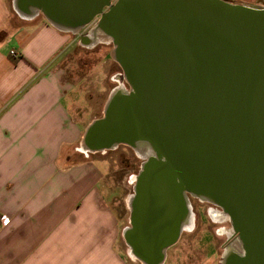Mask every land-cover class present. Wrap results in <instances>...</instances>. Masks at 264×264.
Listing matches in <instances>:
<instances>
[{
	"label": "water",
	"instance_id": "1",
	"mask_svg": "<svg viewBox=\"0 0 264 264\" xmlns=\"http://www.w3.org/2000/svg\"><path fill=\"white\" fill-rule=\"evenodd\" d=\"M81 5L86 31L69 33L111 44L124 84L80 149L141 158L128 256L163 262L191 217L189 194L230 225L218 264H264V2L80 0L75 13Z\"/></svg>",
	"mask_w": 264,
	"mask_h": 264
},
{
	"label": "crops",
	"instance_id": "2",
	"mask_svg": "<svg viewBox=\"0 0 264 264\" xmlns=\"http://www.w3.org/2000/svg\"><path fill=\"white\" fill-rule=\"evenodd\" d=\"M84 15L82 5L0 0V264H126L103 173L73 152L89 122L74 109L86 90L61 56Z\"/></svg>",
	"mask_w": 264,
	"mask_h": 264
},
{
	"label": "rangeland",
	"instance_id": "3",
	"mask_svg": "<svg viewBox=\"0 0 264 264\" xmlns=\"http://www.w3.org/2000/svg\"><path fill=\"white\" fill-rule=\"evenodd\" d=\"M59 3L66 7L67 12H70L80 5V0H60ZM78 39V36H75L73 47L62 54L61 57L64 60L61 67L66 77H69L75 86L86 90L82 99L74 102V109L79 112V116L88 117L89 124L102 115V109L110 91L124 83L119 65L110 56L111 44L85 45L78 42ZM97 61L104 62V70L94 69ZM82 62L87 65L81 68ZM80 139L73 145V152L83 160L98 163L103 173L100 184L102 195L117 219V243L122 249L125 263L135 264V261L126 255L121 231L128 225L125 198L130 193V179L138 170L141 158L126 146H119L104 153L84 152L80 149ZM74 160L76 161V157ZM190 203L193 213L192 226L188 231L185 230L179 241L168 250L164 264H218L223 246L227 241L226 231L230 229V225L227 221H216L211 218L210 208L216 209L211 204L195 198Z\"/></svg>",
	"mask_w": 264,
	"mask_h": 264
},
{
	"label": "flooded vegetation",
	"instance_id": "4",
	"mask_svg": "<svg viewBox=\"0 0 264 264\" xmlns=\"http://www.w3.org/2000/svg\"><path fill=\"white\" fill-rule=\"evenodd\" d=\"M86 31V30H85ZM137 172H138V170L136 171V173H135V175H133V179H132V181L130 182V184H131V189H130V193L126 196V198H125V203H126V207H127V209H128V225L127 226H125L123 229H122V231H121V238H122V241H123V244L125 245V247H126V255L128 256V253H127V250H128V247H127V245L125 244V241H124V239H123V237H122V232H123V230L125 229V228H128V227H130V224H129V217H130V213H131V211H130V208H129V206H128V204H127V198L129 197V196H132L133 195V187H134V184H135V176L137 175ZM187 198H188V201H189V209H190V213H191V221H192V218H193V213H192V210H191V200L192 199H194L193 197H191L189 194H187ZM196 199V198H195ZM193 222V221H192ZM185 231V229H183L182 231H181V233H180V235H179V238H178V240H177V242L179 241V239H180V237H181V235H182V233ZM176 242V243H177ZM175 243V244H176ZM175 244H173L172 246H170V247H168L166 250H165V257H164V260H163V262L161 263V264H164V261H165V259H166V256H167V252H168V250L171 248V247H173ZM129 257V256H128ZM130 258V257H129ZM131 260H134L135 261V264H141V262L140 261H138L137 259H134V258H130Z\"/></svg>",
	"mask_w": 264,
	"mask_h": 264
},
{
	"label": "bare ground",
	"instance_id": "5",
	"mask_svg": "<svg viewBox=\"0 0 264 264\" xmlns=\"http://www.w3.org/2000/svg\"><path fill=\"white\" fill-rule=\"evenodd\" d=\"M209 214H210V216H211V218L213 220H216V221H225L226 222V220L224 219V217L220 215V212H218L217 209L210 208ZM191 226H192V221H191V217H190L189 220H188V223L184 227V229L188 231L191 228ZM226 233H227V235H230L231 234V231L228 230V231H226Z\"/></svg>",
	"mask_w": 264,
	"mask_h": 264
},
{
	"label": "built area",
	"instance_id": "6",
	"mask_svg": "<svg viewBox=\"0 0 264 264\" xmlns=\"http://www.w3.org/2000/svg\"><path fill=\"white\" fill-rule=\"evenodd\" d=\"M10 54H11L12 56H17L16 53H15L14 51H10ZM101 153H104V152H101ZM132 179H133V176L131 177L130 182L132 181ZM8 222H9V218H8L7 216H5V215H0V224H1L2 226L6 225Z\"/></svg>",
	"mask_w": 264,
	"mask_h": 264
}]
</instances>
